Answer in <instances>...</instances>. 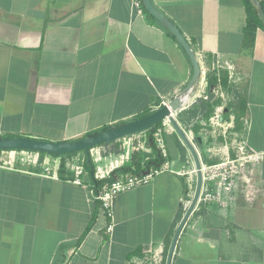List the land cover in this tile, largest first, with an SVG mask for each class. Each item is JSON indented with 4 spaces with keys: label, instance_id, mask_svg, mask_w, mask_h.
<instances>
[{
    "label": "crops",
    "instance_id": "crops-1",
    "mask_svg": "<svg viewBox=\"0 0 264 264\" xmlns=\"http://www.w3.org/2000/svg\"><path fill=\"white\" fill-rule=\"evenodd\" d=\"M153 2L191 43L200 83L215 59L244 79L245 141L260 162L221 191V202L195 207L171 264H264V28L247 39L245 0ZM192 76L184 48L134 0H0V135L71 141L156 110ZM196 99L197 89L186 108ZM167 127L176 158L167 145L170 168L116 196L112 232L89 171L78 183L68 157L60 175V156L7 151L13 162L0 165V264H168L197 170ZM146 142L117 168L133 152L154 158ZM191 160L193 169L183 170Z\"/></svg>",
    "mask_w": 264,
    "mask_h": 264
},
{
    "label": "rangeland",
    "instance_id": "rangeland-1",
    "mask_svg": "<svg viewBox=\"0 0 264 264\" xmlns=\"http://www.w3.org/2000/svg\"><path fill=\"white\" fill-rule=\"evenodd\" d=\"M226 68L229 70L231 65L218 59L206 64L205 71L207 74L204 81L197 88V99L186 108L194 110L197 104H201L199 100L205 99L214 105L212 114L209 117L204 116L201 108L196 116H193L194 114L180 116L179 114L183 110L176 115V118L182 128L191 134V140L197 145V150L204 165L208 168L218 165V173L228 170L231 173H229L230 178L227 182H231L232 179L237 180V175L243 174V171L247 172L250 169H257L260 162L254 158L252 150L245 141V81L237 73L233 74L225 71ZM210 78H213V82H210ZM161 125L163 126V121ZM196 126L197 129L194 130ZM141 139H144L143 134H131L95 146L93 150L84 151L85 158L82 155L79 158L76 155L73 159L68 157L71 159L70 166H74V168L83 166V170L88 171L85 167V161L89 158L91 160L90 167L94 168L95 174L99 167H102L104 171L113 167L117 168V164L127 158V151H129L127 147L131 146L130 149L133 150L135 146L141 144ZM166 141L170 153L176 158L178 152L174 144V138L166 135ZM92 151L95 153V158L100 153L102 159L99 157L95 161ZM130 162L128 160L124 164H129ZM193 165L192 160L191 162H186V167L183 170L193 169ZM234 172H237L235 176H233ZM209 174V170L203 174V186L197 203L202 209H205L204 207L209 205L210 201L216 200L215 198L209 199V194L215 189L214 184L221 187L227 184V182L222 181L221 176L204 180V175L209 177ZM192 183L193 191L191 198L188 197L187 199L189 201L188 204L195 195L198 176L193 179ZM204 185H206V189H204Z\"/></svg>",
    "mask_w": 264,
    "mask_h": 264
},
{
    "label": "water",
    "instance_id": "water-1",
    "mask_svg": "<svg viewBox=\"0 0 264 264\" xmlns=\"http://www.w3.org/2000/svg\"><path fill=\"white\" fill-rule=\"evenodd\" d=\"M145 9L150 13L156 20H158L162 25H164L177 39L180 45L184 48L185 52L188 54L192 65H193V76L187 86L181 90L176 96L171 98L168 104H162L151 114L144 116L139 119L132 120L130 122L121 124L109 128L105 131L99 132L95 135L84 137L74 141H51L44 140L34 137H14V138H0V150H36L42 151L49 154H68L73 152L89 151L91 148L107 143L109 141L125 137L127 135L134 134L140 131H146L153 125L160 121H163L167 117L175 115L172 124L179 135L182 142L191 151L198 176V185L196 188L193 200L188 204V208L180 222L177 234L174 238L168 264H171L176 242L178 240L179 234L182 231L184 225L186 224L188 218L193 213L197 203L199 201V196L203 184V173L200 155L192 140L182 128L180 122L177 120L176 115L184 110L191 99V94L197 89L202 76V68L197 57L195 50L193 49L191 43L179 28V26L173 22L168 16H166L153 2V0H142ZM257 8L258 16L264 25V7L260 0H251ZM88 160H90L88 158Z\"/></svg>",
    "mask_w": 264,
    "mask_h": 264
},
{
    "label": "built area",
    "instance_id": "built-area-1",
    "mask_svg": "<svg viewBox=\"0 0 264 264\" xmlns=\"http://www.w3.org/2000/svg\"><path fill=\"white\" fill-rule=\"evenodd\" d=\"M134 2H135V5L137 6V8L139 9V11L143 12V10H144L143 9V6H144L143 1L142 0H134ZM170 99L164 100L162 102V104H168ZM170 125L171 124H169V121L167 120V118H165L163 120V126L162 125L159 126L157 128V130L155 131V134H154L155 143H156L157 147L159 148V150L162 152L164 157H166L168 155V149H167V145H166L163 134H164L167 126H170ZM144 140L147 141V134H144ZM130 147H127V150H129V151H127L128 154L130 152ZM16 150H18V149H16ZM7 151H11V150H0V165L1 166H3V164H5V163L12 166L13 160L5 155V153ZM127 156L129 157V155H127ZM253 156H254V158L257 157V155H255V154H253ZM94 158H95V155H94ZM95 159L97 160V158H95ZM169 168H170L169 163L166 162L165 164H162L161 167L151 169L149 172H147L143 175L137 174L134 172L122 173L112 182H106L101 186V188L96 192L95 195H96V198L102 202L104 209L107 211V214L111 218V223L108 225V231L109 232H112L114 229V201H115L116 196L119 195L120 193L124 192V191H127L128 189H130L134 186L150 182L151 180L154 179V177L156 175H158L159 173H161V172H163ZM208 170L210 172L209 177L204 175V180H207V178L214 179L217 176H221L222 181L227 182L228 179L230 178L229 173H231V172H229L228 170H226L225 172L218 173V165H213L210 168H208L206 165L203 164V174L206 173ZM49 172H50V167L49 166L45 167L43 172H42V175L48 176L50 174ZM84 172L85 171L83 170V166H81V167L76 166L75 173L77 176L76 181L78 183L81 182L80 175H82ZM237 172H234L233 176H235V174ZM110 173H111V170L104 171L102 169V167H99L95 176H96V178L102 179V178L108 177L110 175ZM234 181L235 180L232 179L231 182H227L226 186H223V187L218 186L217 184L215 186V184H214L215 189L212 193L209 194V199L215 198L216 200L221 202V200H222L221 199V191L225 190V188L230 189L232 187ZM204 184H205V181H204ZM204 189H206V185H204ZM216 200H214V201H216Z\"/></svg>",
    "mask_w": 264,
    "mask_h": 264
},
{
    "label": "trees",
    "instance_id": "trees-1",
    "mask_svg": "<svg viewBox=\"0 0 264 264\" xmlns=\"http://www.w3.org/2000/svg\"><path fill=\"white\" fill-rule=\"evenodd\" d=\"M260 1L264 7V0H260ZM245 5H246V9H247V24L245 26V34H246L247 39L251 43H253L254 37H255V32H256L257 28L258 27L264 28V25L258 16L257 8L254 5V3L251 0H245ZM143 9L145 12H147V14L149 16L154 18V16H152L150 13H148V11L145 9L144 6H143ZM157 22H159V21L157 20ZM159 24H161V23L159 22ZM162 26L167 30V32L169 34H171L176 39V37L164 25H162ZM226 79H227V77L225 78V83H226ZM210 82H213V78H210ZM199 102H201V104H197V107L194 110L192 108L184 109V111L182 110L183 112H181L179 115L182 116V115L194 114L193 116H196L197 114H199V110H201V108H202V110H203L202 114L204 116L209 117L212 114L213 109H214L213 103H211L205 99H200ZM159 104L160 103H158V105ZM154 111L155 110L147 109L143 113L139 114L135 119H139V118H142L144 116H147ZM161 124H162V121L158 122L157 124L153 125L152 127H150L149 129L146 130V133H147V142L146 143L149 147H151L154 150V152L156 154V156L154 158L146 159L144 161L143 155L141 152H133L131 154V162L129 164H123L119 168H115L114 170L111 171V173L108 177H105L102 179L95 177V172L93 170L94 168L90 167V161L91 160L85 161V167L87 168V170L90 172V174L92 176L93 183L95 184V187L97 189L96 192L101 188V186L104 183L112 182L121 173L134 172V173L143 175V174L149 172L151 169L161 167V165L165 162V157L163 156L162 152L157 147V145L155 143V137H154L155 131L157 130V128L159 126H161ZM111 127H112L111 125L103 126L99 129L89 131L86 134H84L82 137L76 138L74 140H78V139H81L84 137L95 135V134L102 132V131H105ZM196 129H197V126L194 128V130H196ZM14 137H25V136H23V135H9V134L0 135V138H14ZM74 140H71V141H74ZM179 144L182 147V144L180 143V141H179ZM31 151H36V150H31ZM36 152H39L42 155L49 154V153L42 152V151H36ZM77 153L78 152H73V153H68V154H52L54 156L62 157V161H61L60 167H59V174L60 175L66 174V159L65 158L76 155Z\"/></svg>",
    "mask_w": 264,
    "mask_h": 264
},
{
    "label": "bare ground",
    "instance_id": "bare-ground-1",
    "mask_svg": "<svg viewBox=\"0 0 264 264\" xmlns=\"http://www.w3.org/2000/svg\"><path fill=\"white\" fill-rule=\"evenodd\" d=\"M174 118H175V115L173 114L171 117H167V120L169 121V124H171L172 126H173V124H172V120H174ZM170 125V126H171ZM174 127V126H173ZM202 172H203V164H202Z\"/></svg>",
    "mask_w": 264,
    "mask_h": 264
}]
</instances>
